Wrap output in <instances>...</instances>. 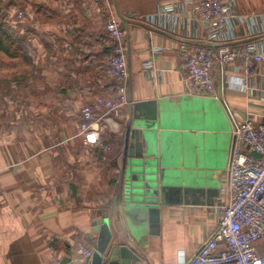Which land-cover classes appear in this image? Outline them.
<instances>
[{
  "label": "crops",
  "instance_id": "obj_1",
  "mask_svg": "<svg viewBox=\"0 0 264 264\" xmlns=\"http://www.w3.org/2000/svg\"><path fill=\"white\" fill-rule=\"evenodd\" d=\"M11 5L25 14L12 23L15 46L26 50L0 54V264H83L72 253L79 239L94 248L85 264H99L94 223L104 213L112 245L128 247L139 260L132 264L191 261L229 199L232 116L264 121V58L250 74L240 60L215 67L216 98L189 92L182 56L249 46L264 57V0H226L221 28L201 20L197 0ZM111 13L125 29L130 104L112 116L118 133L107 132L105 153L85 145L79 121L85 104L116 96L102 69ZM140 103L134 125L160 186L151 204L126 203L122 193L129 106Z\"/></svg>",
  "mask_w": 264,
  "mask_h": 264
},
{
  "label": "built area",
  "instance_id": "obj_2",
  "mask_svg": "<svg viewBox=\"0 0 264 264\" xmlns=\"http://www.w3.org/2000/svg\"><path fill=\"white\" fill-rule=\"evenodd\" d=\"M225 1L197 0L194 11L208 25L221 28L226 20ZM106 32L115 51L102 69L107 78L117 83L116 96H99L85 104L79 121V134L85 145L105 153L112 150L106 144L107 132L118 133V124L112 116H122L130 104L129 68L123 44L125 29L112 13ZM263 58L249 46H224L217 51L199 48L182 56L187 69V88L190 93L218 98L213 76L215 67L225 68L240 60L246 74H250L253 64ZM234 82L228 84L234 86ZM232 119L234 142L227 172L229 199L220 207L221 216L213 236L186 264H264V121L256 125L251 120L238 122L234 116ZM93 250L85 239H79L72 253L78 263L85 264Z\"/></svg>",
  "mask_w": 264,
  "mask_h": 264
},
{
  "label": "water",
  "instance_id": "obj_3",
  "mask_svg": "<svg viewBox=\"0 0 264 264\" xmlns=\"http://www.w3.org/2000/svg\"><path fill=\"white\" fill-rule=\"evenodd\" d=\"M145 105L140 103L129 106L122 169V193L126 203L151 204L148 200L158 197L160 191V186L156 185L157 181L151 170L152 164L146 158L147 138L134 125L139 112ZM140 141L144 144L140 145ZM161 198L162 201L165 200V193H161ZM94 231L98 233V239L94 241V244L96 254L101 259L99 264H132L139 261L128 247L112 245L111 223L107 213H104L103 218L94 223Z\"/></svg>",
  "mask_w": 264,
  "mask_h": 264
},
{
  "label": "trees",
  "instance_id": "obj_4",
  "mask_svg": "<svg viewBox=\"0 0 264 264\" xmlns=\"http://www.w3.org/2000/svg\"><path fill=\"white\" fill-rule=\"evenodd\" d=\"M11 6V3L9 5H6V3L3 0H0V54H5L8 57H13L14 52L13 49L16 50L17 54L19 53V50L23 53L26 49L25 46L17 45L15 46V35L13 33V23L12 19L8 15L7 11L8 8ZM109 41V39H108ZM110 41L108 42L109 45ZM23 48V51H22ZM111 51H109V54L112 55L115 51V46L110 43ZM112 89L115 91L117 90V83L115 81L111 82Z\"/></svg>",
  "mask_w": 264,
  "mask_h": 264
},
{
  "label": "rangeland",
  "instance_id": "obj_5",
  "mask_svg": "<svg viewBox=\"0 0 264 264\" xmlns=\"http://www.w3.org/2000/svg\"><path fill=\"white\" fill-rule=\"evenodd\" d=\"M10 1V2H9ZM12 2V0H5L6 5H9ZM14 5H11L8 10V15L15 21L16 23H23L25 21V14L20 11V8L13 7ZM19 7V6H18ZM8 68H12V65ZM6 68L3 66L0 69V73H6Z\"/></svg>",
  "mask_w": 264,
  "mask_h": 264
}]
</instances>
